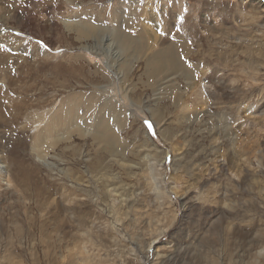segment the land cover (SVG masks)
Returning a JSON list of instances; mask_svg holds the SVG:
<instances>
[{
	"label": "rangeland",
	"instance_id": "rangeland-1",
	"mask_svg": "<svg viewBox=\"0 0 264 264\" xmlns=\"http://www.w3.org/2000/svg\"><path fill=\"white\" fill-rule=\"evenodd\" d=\"M0 17V264H264V0H0Z\"/></svg>",
	"mask_w": 264,
	"mask_h": 264
},
{
	"label": "bare ground",
	"instance_id": "bare-ground-1",
	"mask_svg": "<svg viewBox=\"0 0 264 264\" xmlns=\"http://www.w3.org/2000/svg\"><path fill=\"white\" fill-rule=\"evenodd\" d=\"M7 2V1H6ZM10 3V2H9ZM4 4V3H3ZM5 5V4H4ZM12 5H13V8H12V13H16L18 10V8L20 7L19 5H15L14 3H12ZM13 18V17H12ZM11 18V19H12ZM0 20H2L1 19V17H0ZM17 21V20H16ZM74 26H75V28H76V31L78 32V35H79V37H90V36H92L94 33H95V28H92V27H90L88 24H78V23H76V24H74ZM7 28V27H6ZM3 29V28H2ZM8 29V28H7ZM6 32V31H5ZM1 33V32H0ZM1 35H2V33H1ZM127 35V34H126ZM131 37V36H130ZM128 35L127 36H125V35H121V37L120 38H117V39H114V40H111L110 41V45L108 44V46L106 47L107 49V51H106V53L104 52V58H105V60H107V59H109V62H108V60H107V62H102V66H103V68H106L107 70H108V72L110 73V72H112V70H111V66H110V57L112 56V50H115V52H116V55L115 56H120V54H121V52H122V50L124 49L123 47H125L126 45H128L127 47H129V46H131V38H130ZM133 38V37H132ZM99 39V38H98ZM4 40V39H3ZM8 40V39H7ZM133 40V39H132ZM136 42V41H135ZM127 43H131V44H127ZM134 45H136V43H133ZM102 45V44H101ZM172 54L174 55L175 53L174 52H172ZM7 55H5V54H3V53H0V57H3L4 59H7V57H6ZM144 58V57H143ZM10 60V59H9ZM152 60L151 59H149V62H151ZM1 62H3V60L0 58V63ZM8 64V63H7ZM152 65H154V66H152ZM177 68V64L173 61L172 62V64L170 65V66H168V67H165V66H160L159 65V58L158 57H155L154 59H153V61L150 63V65H149V71L151 72V73H155V72H157L159 69V71H160V73H167V72H169V73H171V70H175ZM108 74V73H107ZM104 75V74H103ZM2 78V77H1ZM7 78V77H6ZM8 79V78H7ZM22 79V78H21ZM8 81V80H7ZM0 82H2V84L4 85V87L7 85V83L4 81V77L2 78V79H0ZM10 93V92H9ZM200 95H202V94H200ZM10 100V99H9ZM15 111V110H14ZM9 114V113H8ZM154 116H155V114H153ZM62 119V118H61ZM41 120H39V121H37V122H40ZM42 123V122H41ZM23 127V126H22ZM95 129V128H94ZM96 131V130H95ZM108 133H106V131L105 132H103V133H99V134H97V136L96 135H92L93 137H94V141L93 142H95L96 141V143H97V145L99 146V147H102V149L103 150H105V146H106V148H109L108 150H105L106 152H110L111 150H112V147L114 146V139L112 138L113 136H111V135H107ZM52 137V136H51ZM41 140V139H40ZM44 142V141H43ZM44 145H46V144H44ZM42 152V151H41ZM40 152V153H41ZM39 154V153H38ZM42 154V153H41ZM115 154V153H114ZM40 156V155H39ZM2 158V157H1ZM38 158H40V157H38ZM8 170L9 169H7L3 164H2V161H1V159H0V186H5V187H10V184H9V182H8V176H9V172H8ZM13 176V175H12ZM37 176V175H36ZM13 178H15V177H13ZM10 180H12V179H10ZM14 180V179H13ZM12 180V181H13ZM147 180V179H146ZM15 183V182H14ZM13 184V183H12ZM17 185H18V183H16ZM19 186V185H18ZM16 187V185L13 187V185H12V188H15ZM146 188V187H145ZM64 189V188H63ZM66 191V190H65ZM76 191V190H75ZM125 191V190H124ZM63 193V192H62ZM40 195H42V193L40 192ZM41 197V196H40ZM62 197V196H61ZM49 201V200H48ZM66 201V200H65ZM68 202V201H67ZM70 205V204H69ZM132 205V204H131ZM99 206V205H98ZM91 227V226H90ZM19 233V232H18ZM94 233H96V232H94ZM20 234V233H19ZM85 234V233H84ZM94 240V239H93ZM89 241H91V239L89 240ZM89 241H88V243H89ZM80 242V241H79ZM85 242H87V241H85ZM77 245V244H76ZM89 245V244H88ZM153 244H151V246H152ZM262 245V244H261ZM73 246H75V245H73ZM77 247V246H76ZM96 247V246H95ZM92 248V247H91ZM77 249H79V255H81V256H84L86 253H87V246L85 245V243H83V246L82 247H80V248H77ZM90 249V248H89ZM88 249V250H89ZM94 248H92V250H93ZM68 250V249H67ZM91 250V249H90ZM69 251H73L72 250V248H71V250L69 249ZM77 251V250H76ZM97 251H99L98 250V248H97V250H96V252ZM68 253H70V252H68ZM48 254V253H47ZM66 254V253H65ZM88 254V253H87ZM90 257V256H89ZM62 258V257H61ZM82 258V259H81ZM97 258V257H96ZM80 259L82 260V261H84L85 260V262L84 263H87V256L86 257H80ZM87 259V260H86ZM92 258L90 257V260H91ZM95 259V258H94ZM100 260V259H99ZM63 264V263H62Z\"/></svg>",
	"mask_w": 264,
	"mask_h": 264
},
{
	"label": "snow or ice",
	"instance_id": "snow-or-ice-1",
	"mask_svg": "<svg viewBox=\"0 0 264 264\" xmlns=\"http://www.w3.org/2000/svg\"><path fill=\"white\" fill-rule=\"evenodd\" d=\"M145 123H148V122L146 121ZM148 128L151 131V128H152L151 124H148Z\"/></svg>",
	"mask_w": 264,
	"mask_h": 264
}]
</instances>
